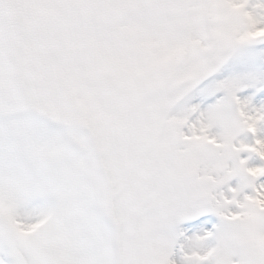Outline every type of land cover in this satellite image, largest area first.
Masks as SVG:
<instances>
[{
  "label": "snow or ice",
  "instance_id": "snow-or-ice-1",
  "mask_svg": "<svg viewBox=\"0 0 264 264\" xmlns=\"http://www.w3.org/2000/svg\"><path fill=\"white\" fill-rule=\"evenodd\" d=\"M0 264H264V0H0Z\"/></svg>",
  "mask_w": 264,
  "mask_h": 264
}]
</instances>
